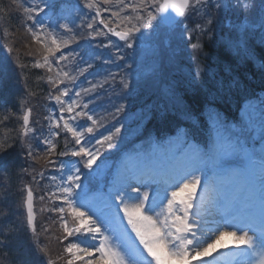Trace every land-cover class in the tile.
<instances>
[{
    "label": "snow or ice",
    "instance_id": "6c2138e0",
    "mask_svg": "<svg viewBox=\"0 0 264 264\" xmlns=\"http://www.w3.org/2000/svg\"><path fill=\"white\" fill-rule=\"evenodd\" d=\"M56 9L53 0L23 6L31 22L26 31L43 51L42 61L32 66L50 74L55 68V75L47 78L54 104L44 117L48 134L36 133L33 109L26 108L19 117V144L21 155L32 161L23 171L37 185L51 182L46 195L64 238L78 236L87 224L96 241H70L64 248L66 264L77 259L82 264H192L209 256L225 237L243 246L237 264H264V99L258 105L249 100L231 119L211 108L206 118L186 113L189 123L170 132L139 131L136 143L121 135L119 120L134 91L131 77L141 76L146 53L155 56L162 44L175 43L196 54L202 38L214 39L221 27L235 33L230 46L247 52L257 29L264 44V0H82L73 19H37L55 15ZM241 13L244 21L233 23L231 16ZM6 50L9 55L14 51ZM200 75L198 70L194 79ZM102 97L110 105L106 115L91 107ZM109 117L116 121L111 128ZM61 131L65 147L58 150ZM13 147L0 142V152ZM109 167L106 191L90 196L92 181ZM49 168L59 175L46 177ZM25 191L27 224L35 234L33 188L26 185Z\"/></svg>",
    "mask_w": 264,
    "mask_h": 264
},
{
    "label": "trees",
    "instance_id": "16d2710c",
    "mask_svg": "<svg viewBox=\"0 0 264 264\" xmlns=\"http://www.w3.org/2000/svg\"><path fill=\"white\" fill-rule=\"evenodd\" d=\"M4 9L6 8L0 7V16H5L0 18L1 36L7 35L10 41L16 37L18 44L25 43L28 46L25 41L27 35L21 33V26H16L14 18ZM231 21L243 22L244 14L232 15ZM227 22L226 20L225 23ZM4 28L8 34L3 31ZM258 36L256 33L255 38L249 40L247 52L229 45L228 41L234 39L235 33L227 27L218 29L212 40L203 37L201 40L204 49L203 81L196 87L181 86L179 92L182 94L183 103L180 104L173 105L159 93L155 101L157 107L151 111L155 118L158 116L160 119L149 122L145 133L147 131L160 133L165 128H172L182 120V117L175 114L179 111H189L199 118H204L206 108L213 106L222 113L232 115L239 111L244 96L251 94L264 96V44L260 43ZM185 53L187 56L192 54L187 49ZM29 73L31 75L29 82L39 81L40 77L37 74ZM29 82L25 83L30 92H40V98H44L46 91L44 89L40 91L37 85ZM20 100L19 91H12L9 95L8 109L2 112L3 118L4 116L9 118L7 120L0 118L3 120V123H0V142L15 143V147L0 152V173L3 176V182L0 183V242H3L0 245V264H49V260L54 264H63L61 252H65L68 240L62 241L65 239H62V236L65 235L57 233L58 229L60 232L62 229L59 215L49 213L47 216L44 212L39 215L38 230L35 234L27 224L24 188L28 184V173L26 176L21 169L16 176V168L24 163L20 160L22 155L19 140L23 131L22 120L19 119L21 114L17 109ZM162 112L164 115H161ZM63 137L58 150L65 146ZM35 186L37 195L41 196V188L37 184ZM40 248L46 249V254L41 252Z\"/></svg>",
    "mask_w": 264,
    "mask_h": 264
},
{
    "label": "rangeland",
    "instance_id": "374dc122",
    "mask_svg": "<svg viewBox=\"0 0 264 264\" xmlns=\"http://www.w3.org/2000/svg\"><path fill=\"white\" fill-rule=\"evenodd\" d=\"M20 1H15L14 5L16 7H18L17 5H21L19 6V8L21 9H23V6L40 2V0H20ZM5 2L6 0H0V6ZM53 3L57 5L56 14L53 15L52 12H48L47 16H45L44 14H41V16L38 17L37 19H40L44 23H49L48 17H53V21L58 20L60 23H63L65 22L64 20L65 17L68 19L75 18L77 6L82 8V0H53ZM4 8H6V10L8 11V6L6 5V3L4 4ZM84 11H87V10L84 9ZM103 15L107 17L108 13H103ZM21 33H24L27 35L25 41L28 46H26L25 43L21 45L18 44L16 42V37L10 41V38H8L7 35L3 34L1 36V33H0V50H2V56L4 57V62L9 69V71L7 72L8 73L7 77H6L9 86H7V84L5 83V80L3 83L0 77V102L3 103L6 97L7 90L8 92H10L11 90L19 91L20 96H21V100H20L21 105L19 107L18 113L23 115L24 109L31 107L33 109V112H32V116L30 119L33 122V127L36 129V133L39 134L40 132H43L45 135H47L49 131L47 127L48 122L44 119V117L47 116V112L49 115L50 109L54 107V104L50 103L48 99L49 92L53 91V89L50 84L48 83L45 84V82L42 80L39 81L40 83L39 82H36V83L29 82V79L31 78L29 69L30 68L37 69V68H34L32 65L36 60L42 61L43 51L39 44L32 41L31 35H29L28 32L24 31L21 28ZM64 35L69 36L70 33H65ZM113 39L115 38L113 37ZM81 43H83V41H81ZM6 46L12 47L14 49L11 55L8 54L6 56V54L8 53L6 50ZM75 46H76L75 44L70 45V47H75ZM64 51L67 52L68 49H64ZM57 55H59V53H57ZM161 56H162V52H157L155 56H153L152 52L150 51L146 53L145 57L143 58V63L141 66V76L139 78L135 75L131 77V80L133 81L134 91H133V94L130 95L126 101H124L127 107L125 109V112L120 114L119 120L122 121L124 125V127L122 128L121 135L127 137L133 143L139 142V140L136 141L137 138L133 140L136 136H138L136 135L137 132L145 131L146 126L149 122L154 121L156 119H160V117L158 116L155 118L154 116L155 114L151 111L157 107V103L155 101L157 100L159 93H162L163 98L165 100H170V102L173 103V105L181 102L182 100V97H181L182 95L172 93L169 90L173 88L174 84L165 82L159 76L161 71L164 69L166 70V67H167L166 60L164 58H161ZM174 64L175 63L172 61V65ZM19 65H26V67L21 68L19 67ZM39 70H41L43 73H46L48 76L55 75V68L53 70V73L51 74L48 73L46 69L41 68ZM195 76H196V73L194 74V77ZM200 76L195 79L199 81ZM27 81L32 85H37L40 88V91L41 89L42 90L44 89V91H46L45 92L46 95H44V98H40V92L39 93L30 92V89L25 83ZM46 82H47V79H46ZM191 84H194V82L191 81ZM60 87L62 88L63 85H61ZM151 93H153V95L151 98H149ZM259 97L264 99V96H259ZM113 98L115 99V97ZM260 98H257L255 96H248L246 99L243 98L244 101H243L242 106L246 105L249 100L253 101L254 103L258 105L259 102L262 100ZM107 99H108L107 97H102L100 100L96 101L93 105H91V107L97 108V110L101 114L106 115V113L104 112V109L110 107V105H108L107 103ZM161 107H163V105H161ZM210 108L215 109L213 107H210ZM207 110L204 112L205 116H206ZM215 110L218 111L217 109ZM175 114L177 116L182 117V122H178L180 126H184L186 123H189V121L186 119V116H185L186 112L179 111V113L177 112ZM0 118H3L1 111H0ZM36 121H38V123H35ZM80 123H83V121H81ZM114 123H116V121L111 120V117H109L107 121V127L111 128ZM100 131L104 132L105 129L102 128ZM62 133L63 132L61 131V137L57 141L58 146L60 143L59 141H62V137H63ZM129 133H131L132 135H129ZM29 135H32V133H29ZM32 143L37 147H42L41 145H39L37 140H33ZM64 147L65 146H63L61 150H63ZM21 159H22V162L24 163H22L21 165H18V167L16 168V176H18L19 170L24 169L28 167L30 164H32V161L25 159L23 156H21ZM101 159H103V157H101ZM97 163L99 164V161H97ZM108 163L109 165H111L112 162L109 161ZM41 166H42L41 164L33 165V167L37 169H40ZM29 171H31V169H29ZM50 173L48 174V171H45V176L47 177L48 175H50ZM25 175L27 176V173H25ZM53 175L58 176L59 174L56 172V174H53ZM111 175H112V168L109 167L108 169H105L99 176H97L93 180L97 186L91 184L90 196L97 195V193L101 189L106 191V188L104 187V185H106ZM28 180L30 181V184ZM1 182H3V176L0 173V183ZM27 183H28L27 185L35 184L32 181L31 175L29 174L27 176ZM84 183H88V181H84ZM50 184L51 182L47 179L42 180L39 184V187L41 188V195H45V200L41 201L39 199L40 194L36 195L35 200H37L39 203L38 205H36V213L38 216L41 215L43 212L47 214V216L49 215V213L57 214V213L50 211V209L53 208L52 206L53 203L50 200H48L47 195H46V192L49 191ZM94 202L98 204L99 200L97 199ZM69 223L70 224L72 223L71 218H69ZM38 225H39V221L37 220V229H38ZM87 227L88 225L86 224L84 228L81 229V233L78 236H74V239L76 241H80L82 242V244L83 243L87 244V242L91 239L90 234L86 231ZM57 233L59 235L61 234L65 235L63 232V228L61 229V232L58 229ZM63 238L64 236H62V239ZM133 240L135 241L137 245L139 244V241L135 240L134 234H133ZM91 244H95V242ZM221 249L222 248L220 246L219 247L216 246L215 248L216 254ZM61 253H64V252H61ZM61 258H63V260H66L67 256L64 254H61ZM75 264H82V261L77 259L75 260ZM170 264H172V262H170Z\"/></svg>",
    "mask_w": 264,
    "mask_h": 264
},
{
    "label": "bare ground",
    "instance_id": "6f19581e",
    "mask_svg": "<svg viewBox=\"0 0 264 264\" xmlns=\"http://www.w3.org/2000/svg\"><path fill=\"white\" fill-rule=\"evenodd\" d=\"M228 239H229L230 241H233V239H232L231 237H228V238L225 237L223 240H224V241H225V240L227 241ZM223 240H222V241H223ZM94 242H96V241H92V240L90 239V240L87 242V244H88V245H92L91 243H94ZM220 245H222L221 242H220L219 246H220ZM242 247H243V246H240V249H242ZM206 258H207V257H203V258H201V259H206ZM173 264H178V262H173Z\"/></svg>",
    "mask_w": 264,
    "mask_h": 264
},
{
    "label": "water",
    "instance_id": "95a60500",
    "mask_svg": "<svg viewBox=\"0 0 264 264\" xmlns=\"http://www.w3.org/2000/svg\"><path fill=\"white\" fill-rule=\"evenodd\" d=\"M33 204H34V201H33ZM35 219H36V217H35Z\"/></svg>",
    "mask_w": 264,
    "mask_h": 264
}]
</instances>
